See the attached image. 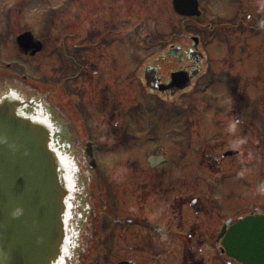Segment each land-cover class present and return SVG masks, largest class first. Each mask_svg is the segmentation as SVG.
Here are the masks:
<instances>
[{
	"label": "rangeland",
	"instance_id": "374dc122",
	"mask_svg": "<svg viewBox=\"0 0 264 264\" xmlns=\"http://www.w3.org/2000/svg\"><path fill=\"white\" fill-rule=\"evenodd\" d=\"M118 22L124 23L121 37L112 32ZM174 24L171 0H0V80L26 76V87L49 93L46 101L71 116L76 143L95 149L90 191L98 217L85 264H236L216 243L223 222L264 214V142L249 146L247 166L236 175L227 166L216 170L213 160L201 157L216 144L213 138L198 124L187 125L178 97L169 100L145 83L146 70L156 69L164 80L177 66L165 44ZM109 30L104 44L95 46L94 39L91 49L74 50L82 34ZM24 32L43 45L33 57L16 47ZM8 87L25 93L11 81ZM197 94L198 108L228 106L212 87ZM150 157L165 163L153 169ZM153 188L165 190L169 203L160 194L151 198ZM198 198L203 205L197 201L202 208L196 216L190 205ZM191 232L194 238H186ZM189 248L191 257L185 255Z\"/></svg>",
	"mask_w": 264,
	"mask_h": 264
},
{
	"label": "water",
	"instance_id": "95a60500",
	"mask_svg": "<svg viewBox=\"0 0 264 264\" xmlns=\"http://www.w3.org/2000/svg\"><path fill=\"white\" fill-rule=\"evenodd\" d=\"M173 9L181 16L198 15L196 0H173ZM15 43L23 56L33 57L42 50L30 32ZM4 79L0 80V264H67L79 257L73 249L87 239L93 217L88 205V224L81 232L85 220L81 199L89 197L90 178L79 160L88 170L94 169L90 145L77 143L81 154H70L71 146L64 149L58 141L61 128L77 139L70 118L46 102L48 94ZM9 81L25 93L8 89ZM172 83L177 89L186 86L179 74L172 76ZM168 88L157 86L161 92ZM73 149L77 151L76 145ZM161 161L151 158L149 164L154 167ZM220 239L228 257L242 264H264V215L227 222Z\"/></svg>",
	"mask_w": 264,
	"mask_h": 264
},
{
	"label": "flooded vegetation",
	"instance_id": "af4514ba",
	"mask_svg": "<svg viewBox=\"0 0 264 264\" xmlns=\"http://www.w3.org/2000/svg\"><path fill=\"white\" fill-rule=\"evenodd\" d=\"M196 2L198 15L179 16L174 13L171 0V13L179 26L174 24L169 28L171 33L165 44L168 57L175 60L177 66L164 80L159 77L157 71L152 75L148 73L150 79L148 88L156 91L155 87L159 85L169 86L165 94L171 100L177 97L182 100L187 125L193 124L190 121L193 115L201 116V121L196 124L202 129L204 137H208L210 141V138H213L216 143L214 147L202 150V161L213 160L216 170L221 171V167L227 166L236 175V171L247 166L244 165L247 159L244 152H248L249 146L252 144L257 148L264 142V0H196ZM139 27L140 23L135 26V31ZM123 28L124 23L118 22L116 30L112 32L121 37L122 32L125 33ZM75 33L78 34L79 31L76 30ZM92 33L94 34V32L82 34L81 39L73 44L74 50L91 49L94 39L97 41L95 46L100 42L104 44L103 40L112 34L110 30L101 35L99 33L91 35ZM174 74H179L185 80L186 86L183 89H177V85L172 83ZM201 87H206L207 91L210 87L212 90L215 89L218 97L224 98L228 106L215 109L209 104L198 108L196 106L198 95L193 97L189 95L197 93ZM204 117L209 118L210 122H202ZM62 132L58 137L59 143L70 144L72 140L68 137L67 130L63 128ZM85 175L82 173L81 178ZM91 182L93 185L95 178ZM148 193L151 198H156L160 194L169 203L170 195L165 190L158 193L153 188ZM136 197L138 200L142 199L141 189ZM90 199L94 203V193L81 199V211L85 218L81 222V232L88 224L86 207L90 205ZM197 201L203 205L202 198L193 200L190 205L192 211L196 209V212L194 211L196 216L200 214V207L202 208L201 204L196 205ZM93 214L95 218L92 221L95 224L98 217L96 206L93 208L92 216ZM193 236L194 232H191L186 238H194ZM95 239V228L93 225L92 230L91 225L87 231V240L83 239L77 248L78 254L83 255L86 248H89L88 254L91 253ZM191 253V248L188 252L185 251L187 257H191Z\"/></svg>",
	"mask_w": 264,
	"mask_h": 264
},
{
	"label": "bare ground",
	"instance_id": "6f19581e",
	"mask_svg": "<svg viewBox=\"0 0 264 264\" xmlns=\"http://www.w3.org/2000/svg\"><path fill=\"white\" fill-rule=\"evenodd\" d=\"M55 120L58 122V123H60L61 121L58 119V118H55Z\"/></svg>",
	"mask_w": 264,
	"mask_h": 264
}]
</instances>
